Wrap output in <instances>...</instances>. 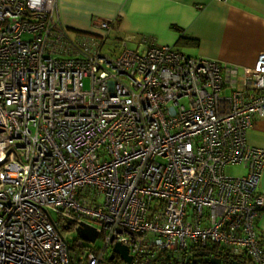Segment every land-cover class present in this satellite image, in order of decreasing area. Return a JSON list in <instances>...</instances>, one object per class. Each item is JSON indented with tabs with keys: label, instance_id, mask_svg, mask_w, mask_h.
I'll list each match as a JSON object with an SVG mask.
<instances>
[{
	"label": "built area",
	"instance_id": "obj_1",
	"mask_svg": "<svg viewBox=\"0 0 264 264\" xmlns=\"http://www.w3.org/2000/svg\"><path fill=\"white\" fill-rule=\"evenodd\" d=\"M113 23L95 44L57 0H0V264H190L210 246L264 264V148L247 140L264 51L241 71L170 45L104 53Z\"/></svg>",
	"mask_w": 264,
	"mask_h": 264
},
{
	"label": "crops",
	"instance_id": "obj_2",
	"mask_svg": "<svg viewBox=\"0 0 264 264\" xmlns=\"http://www.w3.org/2000/svg\"><path fill=\"white\" fill-rule=\"evenodd\" d=\"M63 26L76 38H102L94 27L112 21L108 39L148 45H170L192 57L252 67L264 51V0H57ZM86 34V35H85ZM93 37H90V36ZM249 144L264 148V118H254ZM259 192L264 196V173ZM264 244V209L255 225Z\"/></svg>",
	"mask_w": 264,
	"mask_h": 264
},
{
	"label": "water",
	"instance_id": "obj_3",
	"mask_svg": "<svg viewBox=\"0 0 264 264\" xmlns=\"http://www.w3.org/2000/svg\"><path fill=\"white\" fill-rule=\"evenodd\" d=\"M77 232V235L79 238H81L83 241L85 242H94L95 239L97 238L98 236V233L96 231L95 228L87 225V224H80V226L77 228L76 230ZM114 253H118L121 255V257L126 261V262H130L131 261V257L128 255V247L124 246V245H121V244H116L114 247H113V254ZM111 256V259L113 258V255ZM203 253H201V257H203ZM203 259H198L196 261H201ZM196 261H189L190 264H196ZM204 262L205 263H208V264H221V262L219 261V259H215V258H207V259H204ZM235 264H239L238 262H235Z\"/></svg>",
	"mask_w": 264,
	"mask_h": 264
},
{
	"label": "rangeland",
	"instance_id": "obj_4",
	"mask_svg": "<svg viewBox=\"0 0 264 264\" xmlns=\"http://www.w3.org/2000/svg\"><path fill=\"white\" fill-rule=\"evenodd\" d=\"M69 32L72 35H76L72 31H69ZM98 34L102 36V34H100V33H98ZM87 36H90V35H87ZM90 37H93V36H90ZM97 40L102 41V42L104 41V39L102 40V38L97 39ZM114 47H117L118 49H120V44H118V41L114 40L113 38H110V39L107 38L105 40L103 46H102V50H103L104 53H107V52H111L110 50L113 49ZM126 47L129 48V49H136L137 48V46L134 43H132V42H129ZM84 87H85V90H89L90 89V79L89 78L84 79ZM51 214H52L53 218L58 221L57 214L54 213V212H51ZM63 234H64L65 237H67L69 239L73 240V238H75V233L72 230L63 231ZM96 245L98 247H100L102 245V240L98 239L97 242H96Z\"/></svg>",
	"mask_w": 264,
	"mask_h": 264
},
{
	"label": "flooded vegetation",
	"instance_id": "obj_5",
	"mask_svg": "<svg viewBox=\"0 0 264 264\" xmlns=\"http://www.w3.org/2000/svg\"><path fill=\"white\" fill-rule=\"evenodd\" d=\"M200 255L201 254L196 255V253H194L193 255H189V259H192L193 261L203 259L199 262L196 261V264H208L204 262V259H207L208 257L219 259L221 264H235V262H238L239 264H250L244 257H236L234 254L229 252H217L203 255V257H201Z\"/></svg>",
	"mask_w": 264,
	"mask_h": 264
},
{
	"label": "trees",
	"instance_id": "obj_6",
	"mask_svg": "<svg viewBox=\"0 0 264 264\" xmlns=\"http://www.w3.org/2000/svg\"><path fill=\"white\" fill-rule=\"evenodd\" d=\"M205 255L206 254H212V253H217V252H229L231 253L229 250L220 248V247H216V246H210L209 248L207 247L205 249V251H202ZM199 253H196V255H198ZM236 257H238L239 255H235ZM192 261V260H191Z\"/></svg>",
	"mask_w": 264,
	"mask_h": 264
},
{
	"label": "bare ground",
	"instance_id": "obj_7",
	"mask_svg": "<svg viewBox=\"0 0 264 264\" xmlns=\"http://www.w3.org/2000/svg\"><path fill=\"white\" fill-rule=\"evenodd\" d=\"M199 254H201V253H199ZM204 254V253H203ZM193 255V254H192ZM205 255V254H204ZM206 255H208V254H206ZM192 259H190V261H191Z\"/></svg>",
	"mask_w": 264,
	"mask_h": 264
}]
</instances>
